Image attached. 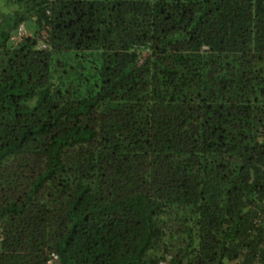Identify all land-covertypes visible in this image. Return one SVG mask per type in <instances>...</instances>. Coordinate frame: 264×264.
Listing matches in <instances>:
<instances>
[{"label":"trees","instance_id":"obj_1","mask_svg":"<svg viewBox=\"0 0 264 264\" xmlns=\"http://www.w3.org/2000/svg\"><path fill=\"white\" fill-rule=\"evenodd\" d=\"M48 261L264 264V0H0V264Z\"/></svg>","mask_w":264,"mask_h":264},{"label":"built area","instance_id":"obj_2","mask_svg":"<svg viewBox=\"0 0 264 264\" xmlns=\"http://www.w3.org/2000/svg\"><path fill=\"white\" fill-rule=\"evenodd\" d=\"M24 34H25L24 28L22 27L21 24H19V25L17 26L15 32L12 33V35L10 36V39H11L12 41L17 40V39H19V38H20L22 35H24ZM41 46H43V44H41ZM54 258H55V256L52 255V259H54ZM50 263H51V261H48V264H50ZM160 264H163V263H160Z\"/></svg>","mask_w":264,"mask_h":264},{"label":"rangeland","instance_id":"obj_3","mask_svg":"<svg viewBox=\"0 0 264 264\" xmlns=\"http://www.w3.org/2000/svg\"><path fill=\"white\" fill-rule=\"evenodd\" d=\"M28 27L31 29L32 28V26H30V25H28Z\"/></svg>","mask_w":264,"mask_h":264}]
</instances>
